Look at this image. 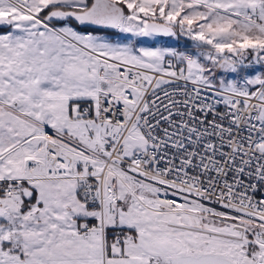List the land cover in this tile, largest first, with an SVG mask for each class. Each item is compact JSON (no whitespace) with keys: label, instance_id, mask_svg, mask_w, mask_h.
Listing matches in <instances>:
<instances>
[{"label":"snow or ice","instance_id":"snow-or-ice-1","mask_svg":"<svg viewBox=\"0 0 264 264\" xmlns=\"http://www.w3.org/2000/svg\"><path fill=\"white\" fill-rule=\"evenodd\" d=\"M0 264H264V0H0Z\"/></svg>","mask_w":264,"mask_h":264}]
</instances>
